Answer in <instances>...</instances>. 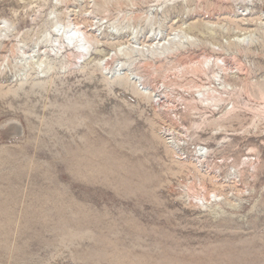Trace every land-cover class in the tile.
<instances>
[{
  "label": "rangeland",
  "instance_id": "obj_1",
  "mask_svg": "<svg viewBox=\"0 0 264 264\" xmlns=\"http://www.w3.org/2000/svg\"><path fill=\"white\" fill-rule=\"evenodd\" d=\"M0 264H264V0H0Z\"/></svg>",
  "mask_w": 264,
  "mask_h": 264
},
{
  "label": "bare ground",
  "instance_id": "obj_2",
  "mask_svg": "<svg viewBox=\"0 0 264 264\" xmlns=\"http://www.w3.org/2000/svg\"><path fill=\"white\" fill-rule=\"evenodd\" d=\"M160 8H162L163 6H164V2H161L160 3ZM119 28L121 29L122 27L121 26H119ZM72 31H74V32H72ZM160 31V30H159ZM156 32H158V31H156ZM155 32V34H153V36H156V38H158L159 37V34H157ZM65 34H66V37L63 39V40H61V41H63L64 42V44H66V43H70V44H72L73 45V48L75 49V50H78V51H80V52H82V51H88V53H87V55L90 53V50H91V48H90V46H89V44H90V40H89V38H88V36L86 35V33L85 32H83L82 30H79V29H74V30H71V31H66L65 32ZM135 35H137L136 33H134ZM160 34H161V32H160ZM252 36V35H251ZM251 36H246V37H244V38H240V39H238V41L239 42H241V43H245V44H247V46H252L253 44H254V40H249V41H247L248 39H250V37ZM177 37V36H176ZM177 39V38H176ZM176 39H173V38H171V39H169V41H171L172 43L173 42H175L176 41ZM160 40H161V38H160ZM72 48V47H71ZM144 48V47H143ZM165 51V50H164ZM127 64V63H126ZM127 66V65H126ZM90 69V68H89ZM123 69H125V68H123ZM49 69H47L46 71H48ZM42 71H44V70H42ZM45 71V72H46ZM110 74H114V76H115V74H116V72L114 71L113 72V70L110 72ZM221 236V235H220ZM215 237H216V234H215ZM214 237V235H213V238H215ZM218 238H219V236H218Z\"/></svg>",
  "mask_w": 264,
  "mask_h": 264
}]
</instances>
